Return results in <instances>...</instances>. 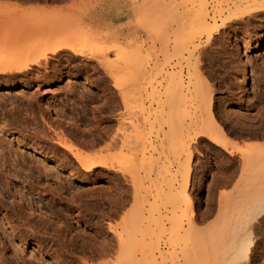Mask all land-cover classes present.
<instances>
[{
  "label": "bare ground",
  "instance_id": "1",
  "mask_svg": "<svg viewBox=\"0 0 264 264\" xmlns=\"http://www.w3.org/2000/svg\"><path fill=\"white\" fill-rule=\"evenodd\" d=\"M211 1L0 0V90L24 88V85L39 87L52 79L61 78L62 70L70 68L73 62H79L83 66L91 62L96 64V62L107 59L109 53H112L116 57L115 63L118 64L116 71L109 72L113 78L112 87L124 105H126L130 94L138 93L143 83L150 78L153 77L157 80L162 77L165 82L162 89L164 92L160 94L156 91L155 102L153 101L154 104L156 103V107L153 110L152 125L154 123L160 130L165 131L163 139L159 138L162 141L161 143L158 141V145L168 144L167 147L177 152L178 145L187 146L185 143L188 142L189 137H193L191 136L192 131L194 140L205 136L216 147H221L224 153L227 152L228 158L235 151L228 149L223 130L217 124L219 120L216 122L217 114L215 115V110L213 109L214 112L212 110L214 98L211 95L213 93H210L213 90L207 88L208 86L203 83V80L202 83L205 87L202 88H207L206 90L209 89L210 92L201 91L197 81H193L194 79H190L184 88L177 80L180 76L176 78L174 74H167V65H164L171 50L173 35L176 37L174 38L175 46L172 49L178 50L182 44L181 38L177 37L180 32L202 28L203 32L208 29L207 33H204L208 34L210 27L206 28L207 23L204 25V20L208 19L206 17L214 18L216 14L219 16L226 13L217 8L209 10L208 7L213 5L208 6ZM215 1L218 3L220 0ZM225 1L228 6L234 3L233 0ZM244 3V8L237 7L231 12L232 15L240 14L241 17H250L264 12V0H244ZM212 17H210L211 20ZM233 20L235 21V17ZM211 28L214 29V27ZM190 33L192 32L190 31ZM141 36H146V40L150 43L146 50L154 54L152 68L140 57L143 54L144 46L148 44L146 41L139 42ZM262 45L261 43L257 44L253 51H260L264 48ZM187 46L189 47L188 44ZM192 50L193 48L190 49V52H193ZM160 55L164 59L163 61L160 59ZM188 57V59L191 58ZM99 65L102 66L101 63ZM197 69L199 70L198 67ZM197 69L195 72L198 74L200 71ZM248 74L246 69L242 68L238 81L240 88L245 93L248 92L247 86L250 84ZM190 76L191 74H189ZM198 77L202 79L200 76ZM181 82L183 83V81ZM203 84L201 85L203 86ZM155 85L157 84L155 83ZM159 86L161 87V83ZM161 95L164 97L162 98ZM33 99L22 104L9 101V99L0 102V230L2 236L9 240H17L19 243H31L38 247L44 245L42 252L55 259L54 261H57L58 264H74L73 253L78 247L79 241L82 242L83 247L87 246L97 257H105L116 250L118 254L124 256L126 264H139V262L154 264V256L157 252L162 255L159 252L162 249L159 250L158 243L152 238L154 233L152 234L150 224L144 230L142 239L139 241L137 239L138 220L142 211L139 210L141 209V198L139 199L140 194L138 195L139 182L136 181L133 168L136 166V159L138 160L140 155L145 156L147 149V146L144 145L145 142L142 143L140 128L131 125L129 130L121 128L111 130L109 126H104L102 123L92 132H79L78 129H75V124L69 125L54 119L43 100L41 108L39 106L36 110ZM256 107H258L257 104L253 105V108ZM221 113L218 115L222 116ZM229 113H225V115L230 117ZM250 113H247L248 116L252 115ZM245 116L243 114V117ZM257 116L252 115L251 117L254 119L250 118L249 121H254ZM121 119L122 117L118 116L117 122L120 123ZM222 119H224L223 116ZM258 119L261 122L259 125H263L264 129V113L258 116ZM230 124L231 128L233 125L230 126ZM235 126L237 125L235 124ZM141 129L144 132L145 128L141 127ZM149 129L157 130L152 129L150 125ZM150 130L148 136L152 135ZM262 131L260 139L264 140V130ZM256 134H253L255 138H257ZM190 142L192 143V139ZM76 143L81 147V150L79 146H76ZM184 150L186 151V149ZM241 150L240 161L239 159L238 161H235L236 159L224 161L218 169L222 172V176L218 181L217 177L213 179L217 181H215L217 185H214L217 186L216 190H219V187L221 190L224 187L228 189L236 178V173L239 172V178L235 180L231 187L232 190L217 194L216 199L213 197L216 190L214 194L212 193V189L214 190L216 187L213 186L211 197H209V201L206 200L208 207L204 214V211L202 212L201 217L195 211V196L186 197L184 202H181L182 196L178 197L179 194L173 197L172 213L178 212L181 209L180 203H182L184 209L179 211V213L181 212L179 218L181 219V216L185 214L182 217L186 218V222L183 220L185 222L183 224L176 218L173 219L172 214L169 216L173 220L166 230L168 239L166 241L167 252H165L169 257L170 264H250L253 254L258 252L256 251L258 242H260V239L259 241L256 239L259 231L258 221L264 218V144H259L253 149L245 146ZM91 151L92 153H89ZM187 153L189 152L187 151ZM25 154L31 155V157L28 158ZM188 155L184 158L189 159L191 154ZM31 158L37 159V161H31L32 165L28 167L27 177L30 180L27 182V186L20 187L19 190L12 193L11 189L15 187L18 177L16 171L14 172L16 175L11 173L16 167L14 164L16 161L7 163L5 159H22V162H25V159ZM114 159L126 160L125 166L128 173L131 174L130 183L134 188L129 216L123 220L121 231L114 228L112 232L116 249L112 250L114 246L109 244V240L106 241V233L102 232L99 223H96L95 232L87 238L78 234L73 235L68 227L61 223L57 224L55 219H51V215L54 216L53 218L57 217L55 213L50 211L52 214L45 217L46 212L44 214L36 212L34 205L39 202L41 206H37L39 209L37 211H40L44 207V200L51 197L50 202L57 199L60 205L67 206V212H76L77 217H80L83 207L82 200L78 199L69 187H65L61 183L60 171H63L72 181L78 180L76 175L93 177L95 173H102L101 171H104V175L115 177V184L112 183L110 190L93 196V199L96 203H117L113 201H118L119 197L121 198L120 193L123 192L121 189V192H118L120 187L117 186L120 181H118L119 178H116L117 174H115L111 162ZM237 162L239 163L237 164ZM124 172H121L123 177L125 176ZM36 189L40 191L38 200L32 195ZM116 196H119L118 199ZM118 203L121 204V202ZM205 204L207 205V203ZM117 205L119 206L116 204L113 207L116 208ZM213 214L215 220L212 218L214 221L205 226V222L211 216L213 217ZM150 215L145 217L148 219ZM202 222H204V228H200ZM109 246L111 249L108 248ZM138 255L141 256L140 260L137 259ZM162 257L165 259L163 255ZM0 264H7L3 257H0Z\"/></svg>",
  "mask_w": 264,
  "mask_h": 264
},
{
  "label": "rangeland",
  "instance_id": "2",
  "mask_svg": "<svg viewBox=\"0 0 264 264\" xmlns=\"http://www.w3.org/2000/svg\"><path fill=\"white\" fill-rule=\"evenodd\" d=\"M209 1L211 0H208V2ZM212 1L208 4V6L213 4L208 7L209 10L217 8L226 12L225 14H221L219 16L216 14L214 17L215 19L212 16H207L206 18L208 19L205 18L206 20H204V25L208 24L206 28L210 27L209 31L212 32L204 34L207 33L208 30L206 28H204L206 29L205 32H203L202 28L194 29V31L190 30L192 33H190L189 30L180 32L177 37L181 38L182 44L178 50L172 49L175 46L174 38L176 37V35H173L171 38V50L168 56L169 60L167 59V62L164 63V65H167V74H174L176 78L179 76V78L182 77L181 79L178 78L177 80L183 87L187 82L190 81V79H194L193 81H197L201 91L203 90V92H207L209 89L213 90V92L209 91L210 93H213L211 96L214 98L212 101V110L214 109V114H217L215 116V118H218L216 119V122L219 120L217 124H219L218 126L221 130H223V135L227 140L226 142L228 143V149L233 152L235 151L232 155H230L232 158L229 156L227 158L228 153H224V150H222L221 147L218 145V147H216V145L207 140L205 136H200L198 138L199 140H194V134L192 131L191 136L193 137H189L188 142L185 143L187 146H183L182 144L181 146L178 145L179 147L176 148L178 149L177 152H174L172 149L167 147L166 145L168 144H164L163 146L158 145L161 143L165 131L160 130L154 125V123L152 125V119L154 118L153 110L156 107V103L154 104L155 97L157 95L156 93L160 92V94H162L164 92L162 89L165 86V82L162 80V77L158 78L159 80H155L153 77L150 78L143 83L140 90H138V93L130 94L126 105H124L120 96L115 94L116 92L112 87L113 78L109 72L116 71L118 68V64L115 63L116 57L112 53H109V57L107 59L96 62V64H94L95 62H91L90 64L88 63L83 66L79 62H73L70 65V68L62 70L63 76L61 78L52 79L45 84H41L39 87L36 85H24V88L20 87L14 90L9 89L8 91H4L3 89L0 90V102L9 99V101L22 104L34 98L33 102L36 104L35 109L37 110L39 106L41 108V102L43 100L44 103H46V105L49 107L50 114L54 119L56 118L62 122L68 123L69 125L75 124V129H78L79 132H92L98 125H101L102 123L104 126H109L111 130H119V128L129 130L128 128L131 125L137 126L138 129L140 128L139 132L142 133V143L145 142L144 145L147 146V149L145 150V156L142 157L140 155L139 159H136V166L133 168V170H135L134 175L136 176V181L137 183L139 182L138 195L140 194L139 199L141 198V209L139 210L142 211V214H144L143 216L140 214L138 220V228L139 232H141V236L138 232L137 239L138 241L142 239L144 230L149 226L148 224H150L149 227H151L150 229L152 234L154 233L152 238L154 241H156V243H158V248L160 247L159 250L162 249L159 252H161L165 257L164 259L162 255L157 252L158 254L156 253L154 256V261L156 262L157 260V262H154V264H170L169 257L166 253V241L168 239V233L166 230H168L170 227L169 223L175 218L178 222L182 223L183 220L186 222V218L184 219L182 217L185 214L181 216V219L179 218V214H181L179 211L184 209L182 203H180L181 209L175 213L176 216L172 213L173 197L179 194L178 197L182 196L181 202H184L186 197L195 196V211L196 213H201L200 215L197 214L199 217H201L202 212L204 211V214L208 207V202L206 200L209 201V197H211V188H213L214 185H217L215 183L216 180L214 181L213 179L217 177L216 179L218 181V179L222 176V172L218 170L220 169L221 163L224 161H231L233 159H236L235 161H238L239 159L240 161L242 147L249 146V148L253 149L259 144H264V140L262 139V141L260 139V134L264 129L262 128L263 125H259L261 122L258 119V116L263 115L264 113V48H262L260 51H253L254 46L257 44L261 43L264 45V12L257 14V16L254 14L255 17H253L254 15L250 17H241L240 14L232 15L231 12L237 7L243 9L245 6L244 0H241L242 2L239 0H233L232 2L234 3H231L229 6L225 0H220L218 3L215 0ZM210 17H212V20ZM234 17L235 21L233 20ZM211 27H214V29ZM146 39V36H141L139 41H146L148 43L144 46L143 54L140 57L142 60L144 59L145 62L149 63L150 68H152V64L154 63L153 59L155 57L154 54H151V51L149 52L146 50L150 46L149 41ZM245 44H248L249 46H246ZM192 45H195V47H192ZM186 47L188 48L186 49ZM192 48L193 52H190V49ZM188 52L192 54L190 55ZM188 56L191 58L188 59ZM160 59L162 61L164 60L162 56ZM99 63H101L102 66H100ZM242 68H245L249 73L248 78H250V84L247 86L248 94L240 88V83L238 82ZM196 69L200 71V74L195 72ZM189 74H191V78L189 77ZM196 76H200L202 78L200 79L198 77L200 82ZM180 80L183 81V83ZM154 81L157 85H155ZM202 81L208 86V90H206L207 88H202L205 87ZM160 83L161 87L159 86ZM201 84H203V86ZM240 89L243 91V94L241 93L242 91ZM161 97L163 98L164 95H161ZM255 104H257L258 107L253 108V105ZM230 110L234 111L232 112ZM229 112L233 114L231 115ZM246 112H251L250 114L253 116L254 114L258 116L255 117L254 121H249L251 120L250 118H252V115H249V117ZM218 113L223 114L222 116L224 119L226 121L229 120L230 122H226L224 119H222L220 114L218 115ZM225 113H229L230 117L225 115ZM243 114L246 116L243 117ZM118 116L122 117L120 123L117 122ZM147 116H149L148 119ZM253 119L254 118H252V120ZM229 123H231L230 126L233 125L231 128L229 127ZM235 124L237 126H235ZM149 125L152 126V129L155 128L157 130L151 131L149 129ZM141 127L145 128L143 129L144 132H142ZM149 130L153 136H148ZM253 134H256L258 139L255 138ZM250 137H253L254 139H251ZM190 138L192 139V143L190 142ZM76 146L79 145L76 143ZM79 149L81 150V147ZM180 149L182 150L181 152L179 151ZM184 149H186V151ZM159 150L161 151L159 152ZM184 151L186 152L185 154ZM187 151L189 153H187ZM89 153H92V151ZM187 154H191L192 156L188 155L189 159H185ZM25 155L28 158L31 157V155ZM141 157L142 159H140ZM32 158L25 159V162H22V159H5L7 163L14 162L13 160L16 161L14 162L16 167L13 168L11 173L13 175L18 173V177L16 179L15 187L11 189L12 193L19 190L20 187L22 188L24 186L25 188L27 186V182L30 180V178L28 179L27 177L28 167L32 165L31 161H37V159ZM111 162L114 172L117 174L116 178H119L118 181H120L118 184L119 186H117L118 188L120 187L118 192L120 193L121 189L124 193V195L123 193H120L121 198L116 196V199H118L117 197H119V199L118 201L114 200L113 202L117 203H112L115 205L119 204V206L117 205L115 208L113 207L115 205L112 204H105L103 202L96 203V201L93 199V196L109 191L113 185L112 183L115 184V177L108 176L107 174L104 175V171H101L102 173H95L93 177L76 175L78 180L72 181V179H69L63 171H60V179L62 181L61 183L64 184L65 187H69L71 192L74 193L78 199L82 200L81 203L83 207L80 217H77L76 212H67V206L60 205L57 199L50 202L51 197H48L44 200L45 208L42 207V210L40 211H37L39 210L37 209V206H41V204L37 202V204H35L36 206L34 205L36 212H40L42 214L46 212V215H44L45 217L51 215V212L55 213L58 218H53L54 216L51 215V219H55L57 224L61 223L63 226L68 227L69 230L72 231L73 235L78 234L87 238L95 232L96 223H99L102 227V232L106 233L104 234L107 236V238H105V235L104 238L106 241L109 240L110 243H108L110 245L114 246H111L112 250L116 249V243L113 239L112 232L114 228H116L118 231H121L123 227V220L129 216L134 188L132 183H130L131 174L128 173V169L125 166L126 160L114 159L111 160ZM238 163L239 162H237V164ZM15 171L16 174L14 173ZM121 172H124V177ZM236 175V178L231 184L232 186L228 185V189H225L224 187L222 188L223 190H221L219 187V190H216L217 186H214L216 188L214 190L212 189V193L214 194L215 190L217 193L215 192L214 195L212 194L213 197H216L217 199V194L219 195L221 192L227 193V191L232 190L231 187H233L235 180L239 178L238 175H240V173L237 172ZM213 181L214 183H212ZM39 192L40 191L37 189L32 192V195L36 200L39 198ZM93 193L94 195H92ZM118 202H121V204ZM205 203H207V205ZM171 214L173 215V219L172 217H169ZM147 215H150L148 216L149 221L147 217H145ZM212 218L215 220L214 214L213 217L211 216L207 220L208 223L204 221L205 226L214 221ZM185 222H183V224H185ZM204 222L200 223V228L205 227L203 224ZM161 227L165 229L163 230ZM110 228H112V231ZM259 231V234L257 233L258 237L256 235V239L258 241L260 239V242H258V248L256 249L258 252L253 254L250 264H264V244H262L264 243V231L260 228ZM0 234V257H3L7 264H58L57 261H54L55 259L48 257L42 252L44 245L38 247L31 243H19L17 240H9L8 238L2 236L1 230ZM77 246L78 247L73 253V258L75 259L74 264H126V259H124V256L118 254L116 250L115 252L114 250L111 253L109 252L110 255L107 254L105 257H97L91 250L87 248V246L83 247L81 241L78 242ZM108 248L111 249L110 246ZM140 257L141 256L138 255L137 259L140 260ZM159 259H162L163 261ZM139 264L141 263L139 262Z\"/></svg>",
  "mask_w": 264,
  "mask_h": 264
},
{
  "label": "snow or ice",
  "instance_id": "3",
  "mask_svg": "<svg viewBox=\"0 0 264 264\" xmlns=\"http://www.w3.org/2000/svg\"><path fill=\"white\" fill-rule=\"evenodd\" d=\"M258 225H259V228L261 230H264V218H261L259 221H258Z\"/></svg>",
  "mask_w": 264,
  "mask_h": 264
}]
</instances>
